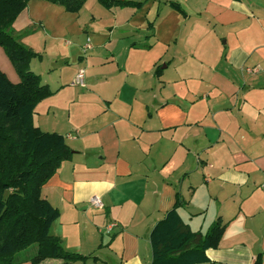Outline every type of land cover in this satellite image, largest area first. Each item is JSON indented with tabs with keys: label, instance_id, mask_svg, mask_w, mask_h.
Segmentation results:
<instances>
[{
	"label": "crops",
	"instance_id": "crops-1",
	"mask_svg": "<svg viewBox=\"0 0 264 264\" xmlns=\"http://www.w3.org/2000/svg\"><path fill=\"white\" fill-rule=\"evenodd\" d=\"M156 1L150 49L130 43L135 30L101 33L103 19L81 20L89 0L78 14L32 0L13 25L54 93L34 125L73 151L42 189L60 211L50 234L89 257L72 264H150L151 233L179 194L192 231L226 225L207 251L213 264H264V0H173L185 17ZM65 62L69 81L55 74ZM81 68L84 87L74 84ZM0 71L20 82L1 47Z\"/></svg>",
	"mask_w": 264,
	"mask_h": 264
},
{
	"label": "trees",
	"instance_id": "trees-1",
	"mask_svg": "<svg viewBox=\"0 0 264 264\" xmlns=\"http://www.w3.org/2000/svg\"><path fill=\"white\" fill-rule=\"evenodd\" d=\"M30 1L0 0V47L20 77L13 84L0 71V264H41L48 259H60L64 264L85 262L89 257L65 251L60 239L51 236L60 211L42 197L43 187L72 158L73 151L63 135L43 132L34 125L37 105L54 93L31 71V60L41 56L25 46L22 35L13 29ZM41 1L78 14L88 0ZM97 1L106 10L141 9L148 2ZM170 7L186 16L177 2L170 1ZM185 205L177 194L173 208L155 225L150 236V264H213L207 251L218 248L226 225L218 219L205 234L194 232L178 212ZM32 246L35 251L24 254ZM260 259L258 256L255 264H261Z\"/></svg>",
	"mask_w": 264,
	"mask_h": 264
},
{
	"label": "rangeland",
	"instance_id": "rangeland-1",
	"mask_svg": "<svg viewBox=\"0 0 264 264\" xmlns=\"http://www.w3.org/2000/svg\"><path fill=\"white\" fill-rule=\"evenodd\" d=\"M131 1L141 2L145 0H131ZM154 1L155 4L152 3ZM157 2L158 1L156 0H148V2L141 9H136L131 7L117 8L116 10L117 12H119L120 15L115 16L113 13H110L112 14L111 16H105L103 14H100L99 11L97 10L99 8L105 10V8H103L99 3H97L96 0H89V7H88L89 11L88 8L83 10L81 20L88 18L87 16H89L90 14L96 15L98 19H103L98 26L100 29L97 30L100 31L101 33L105 31L109 32L110 28H115V34H119L121 31L135 30L134 33L135 35L132 38H130V43H132V45L133 43H136L139 44L141 47L150 49L151 45L154 42H158L157 39L153 36L154 28L149 27L150 23L155 25L156 23L155 20L158 17L157 4H156ZM168 3L170 4V1ZM158 4L163 7V3L160 2ZM169 4H166L167 7L169 6ZM129 21H131V23ZM75 29L76 28L74 27L73 30ZM55 67H56L55 70L56 75L65 76L67 81H69L72 78L74 73V67H72L69 63L65 62L59 66H54V68ZM35 249L36 246H32L24 254H31L35 251Z\"/></svg>",
	"mask_w": 264,
	"mask_h": 264
},
{
	"label": "built area",
	"instance_id": "built-area-1",
	"mask_svg": "<svg viewBox=\"0 0 264 264\" xmlns=\"http://www.w3.org/2000/svg\"><path fill=\"white\" fill-rule=\"evenodd\" d=\"M91 48H92V46H91V43L89 41L85 45L84 50L87 51V50H89ZM247 71L248 72H254L255 70L248 69ZM74 84L77 85V86H80V87H84L85 86V70L83 68L79 69V71L77 72V74L75 76ZM262 187L264 188V183H263ZM91 203L96 208H102L103 207L102 203L97 198H93L91 200Z\"/></svg>",
	"mask_w": 264,
	"mask_h": 264
}]
</instances>
